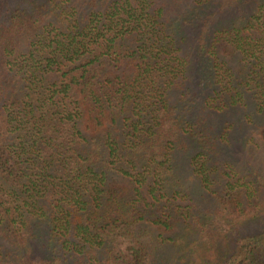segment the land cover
<instances>
[{
    "label": "trees",
    "instance_id": "obj_1",
    "mask_svg": "<svg viewBox=\"0 0 264 264\" xmlns=\"http://www.w3.org/2000/svg\"><path fill=\"white\" fill-rule=\"evenodd\" d=\"M0 264H264V0H0Z\"/></svg>",
    "mask_w": 264,
    "mask_h": 264
}]
</instances>
